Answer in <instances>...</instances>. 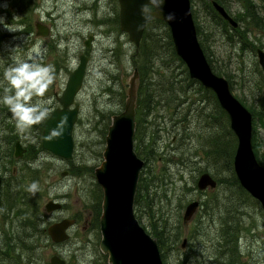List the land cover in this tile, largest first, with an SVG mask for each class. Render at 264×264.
<instances>
[{"label": "rangeland", "instance_id": "rangeland-1", "mask_svg": "<svg viewBox=\"0 0 264 264\" xmlns=\"http://www.w3.org/2000/svg\"><path fill=\"white\" fill-rule=\"evenodd\" d=\"M224 1L228 10L234 12L241 8L238 0ZM252 2L258 7V12L262 13L260 8L262 0H252ZM191 13L201 33L202 44L210 64L229 84L231 82L230 90L236 98L245 106L251 105L255 110L258 109L261 112V115L251 120V123L254 122L252 127L255 143L260 154L256 152L257 158L264 160V67H260L254 53L255 46L264 50V38L257 28L248 24L244 30L245 34L243 33L244 40L248 42L247 47L239 48L235 41L230 44L226 42V37L218 34L216 28L218 22L215 17L206 13L201 0H192ZM35 20L48 28L46 35L34 34L33 23ZM10 28L15 31H11ZM88 35H90L89 44L84 46L83 40ZM37 45L41 54L36 58L35 63L44 66L51 65L54 68V81L43 97L34 96L31 103L38 104L41 110L46 109L47 113L56 104L54 96L59 94L62 89L67 73L77 63V54L82 52L86 55L82 83L74 97V101L78 105L76 120L79 119V121H75L73 127L76 145L74 150L77 163L92 166L98 163L100 156H97L95 151L98 148L100 150L102 146L99 130L91 126L93 114L98 111L104 116L110 110L114 111L118 108L119 87H125L132 67L136 64V61H133L135 60V47L128 40L126 33L118 28L116 0H0V174L7 177L10 167L15 168L17 173L28 170L26 186L29 188L33 182L38 184L36 201L40 208L48 198H54L61 202V207L58 210L46 213L45 221L61 216H75L66 243H48L40 246L38 251L42 264L45 262L48 264L47 258L53 252L62 255L70 264H108L105 254H102L97 248L99 233L97 225L93 221L94 210H92L87 173L83 177L81 175L72 177L71 174L62 176L59 174V170L66 168L65 161H63V165L57 167L56 164L62 160L40 151L32 162L28 155L24 158L20 156L11 160L13 139L9 141L8 136L19 138L25 146L26 142L23 141V138L31 137L32 130L30 128L23 132L19 131L14 124L12 115H7L5 112L6 106L2 102V98L6 94L11 95L12 92H5V89H10V85L6 86L8 81L4 74L9 67L16 66L18 61H28L30 50ZM251 46H254L253 49ZM201 94L196 89H190L186 93L188 105H191V102L208 104L206 99L204 102H202L203 99L201 101ZM207 106L203 112L208 110V114L212 118L217 117L216 123L215 119L212 121L213 129L221 130L219 121L221 118L219 119L218 113L212 109V104ZM3 114L10 121L9 127H5L2 123ZM189 118L194 122L189 123L186 132L190 135L194 132L195 138L192 136L187 138L181 150L185 151L184 155L190 153L189 157L192 159L190 165L184 166L177 161L179 158L182 161L186 159H183L181 150L171 149L175 143V138L174 141L170 140L171 133L162 135L160 140L156 139L154 145L158 147L156 151L158 154L168 149L170 158L177 163L170 164L167 161L165 164L162 158L153 160L151 156L147 157L152 169L155 168L158 172L160 167H164L167 173L169 172V175L172 176L168 178L167 183L162 181L160 187L165 196L171 197L172 209H168V205L164 202L162 209L150 210L154 219L150 217L149 210L144 212L141 209L139 222L146 230L150 229L151 222L157 217L156 222L159 218L166 216L170 221L177 197L183 198L184 195L183 202L190 198L200 200L204 197V192L193 186V179L206 163L204 149L200 144L202 139L198 135V130H193V128L200 127L201 130H206L208 124L205 126V117L195 116L194 112L190 113ZM96 120L99 127L104 117ZM190 130L193 131L190 133ZM160 131L164 130L159 129L158 132ZM145 134L142 147L137 150L140 157H144L142 152L145 148L144 145L150 143L153 136L150 130H146ZM210 169L212 170L211 167ZM184 183L186 184L183 185ZM190 185L193 187L187 189ZM165 186L167 187L164 189ZM183 192L184 194H182ZM158 194L161 193L158 192ZM182 207L179 209L180 215ZM246 209L248 210L250 207L248 206ZM195 216L196 214L193 213L185 222H182L179 217L181 235L179 240L172 244L173 247L165 249L166 264H177V256L183 257V254H186L188 264H208L212 251L208 243L202 245L205 243L201 241L204 239L203 236H195L194 233L190 249L187 242L180 246L181 237L186 236L193 228ZM243 217L246 218V226L240 231L237 240L242 253L241 259L245 260L248 253L261 255L260 253L264 251L262 248L264 227L261 228L254 224L245 214ZM252 224L254 228H252ZM251 230H254L253 234H251ZM204 234L206 241L213 236L206 231ZM195 244H197V248L193 246Z\"/></svg>", "mask_w": 264, "mask_h": 264}, {"label": "trees", "instance_id": "trees-1", "mask_svg": "<svg viewBox=\"0 0 264 264\" xmlns=\"http://www.w3.org/2000/svg\"><path fill=\"white\" fill-rule=\"evenodd\" d=\"M220 3V0H215ZM247 13L245 18L247 23L259 28L264 36V21L263 16L251 10L249 4H253L251 0H245ZM206 13L216 18V12L212 8L209 0H201ZM192 0H190V8ZM193 17V16H192ZM194 21L195 32L199 45L206 57L212 71L219 74L217 69H214L210 64L207 52L202 44L201 35L197 24ZM246 32V31H245ZM243 30H234L228 32L227 37L234 38L239 48L247 45V40H244ZM234 42V43H235ZM253 49V46H251ZM164 58V59H163ZM134 59L136 64L133 68L137 69L136 80V98H135V129L133 135L134 149L142 147V142L145 139L146 130H150L153 134L150 143L145 144L143 149L144 164L140 170L137 190L133 200V211L139 221V212L141 209L149 210V215L154 219L153 213L150 210L162 209V204L166 202L168 209H172L171 197L165 196L160 189L162 181L168 182V178L172 177L167 173L164 167H160L157 172L151 168L148 163V156L153 160L164 159L167 161L180 164L190 165L192 159L189 154L184 155V150H181L183 159L179 158L173 161L169 156V150L158 154L157 146L154 145L156 139L168 133L176 134L179 132L180 138H185L184 134L189 128V123L194 121L187 117V111L190 106L193 108L195 116L205 117L206 122V144L203 148V154L206 160L202 170H209L216 180V186L211 190H205L204 197L199 200V207L196 210L194 226L185 236L187 246L190 249L193 243L192 236H203L202 245L209 244L211 254L209 255L208 264H261L264 261V252L261 255H251L250 258L242 260L241 251L239 248L237 236L240 231L246 226L247 216L254 224L264 227V213L260 208L259 203L251 197L237 182L232 171L231 158L235 145V137L228 127V120L225 112L219 107L213 92L203 88L195 79L187 75V71L183 62L174 53L172 43L169 37V31L166 24L158 19L151 18L148 20L142 30L139 38L138 46L135 47ZM230 81V80H229ZM231 84V82H230ZM228 82V86L230 88ZM126 85V84H125ZM6 87V86H4ZM190 89H196L202 93L201 101L212 104L214 112L218 113L220 121V129L214 130L213 123L218 118H212L208 110L203 109L205 106L202 103L188 105L186 101V93ZM119 100L118 108L114 111L110 110L102 116L101 113L95 111L91 126L99 130L100 144L105 133L106 125L110 114L117 112L123 105L125 95L124 87L118 90ZM263 96V95H262ZM239 100V99H238ZM240 101V100H239ZM241 102V101H240ZM242 103V102H241ZM243 104V103H242ZM244 105V104H243ZM245 106V105H244ZM251 113V118L254 120L256 116L261 115L260 110L254 109L251 105L246 106ZM6 109V107L4 108ZM206 109V108H205ZM8 112V108H7ZM168 114V115H167ZM104 120L101 125L97 126L96 119ZM164 117V118H163ZM95 118V119H94ZM199 120V119H198ZM79 121L76 120V122ZM254 123V122H252ZM163 129L164 131H159ZM75 136V135H74ZM8 140H12V136H8ZM251 147L256 160L264 167V160L257 158L258 146L255 143V135L253 127L251 129ZM100 146V145H99ZM257 152V153H256ZM97 156L100 155L99 148L95 151ZM260 155V154H259ZM160 156V157H159ZM187 163V164H185ZM153 167V165H152ZM212 168V170L210 169ZM92 165L79 164L75 168L69 169V174L77 176L87 173L89 177V193L94 199V217L96 222L97 212L99 208L100 189L92 178ZM72 172H71V171ZM165 172H164V171ZM200 170V171H202ZM199 171V172H200ZM26 172L17 173L16 170L8 169V176L1 179L0 186V264H42L39 258L41 245L50 244L48 236L44 231L46 215L36 201L37 191L35 194L30 192L26 186ZM184 183L183 185H185ZM167 186L164 187V189ZM193 187L190 185L187 189ZM160 192L161 194H158ZM184 194V192L182 193ZM184 199L177 197L175 200V209L171 214L170 221L168 217L159 218L156 222L152 221L149 230H146L156 240L160 258L163 264H166L165 249L173 247L172 244L179 240L181 235V222L179 221V209L184 205ZM165 206V205H164ZM250 209H246V207ZM246 210H245V209ZM251 211V212H250ZM149 217V218H150ZM162 222V223H161ZM143 226V225H142ZM254 228V225H251ZM204 231L213 234L212 238L206 241ZM254 230H251L253 234ZM210 237V236H209ZM197 248V244L193 245ZM192 246V247H193ZM248 256V255H247ZM186 254L183 257L177 256V264H188L186 262ZM46 264V262L44 263Z\"/></svg>", "mask_w": 264, "mask_h": 264}, {"label": "water", "instance_id": "water-1", "mask_svg": "<svg viewBox=\"0 0 264 264\" xmlns=\"http://www.w3.org/2000/svg\"><path fill=\"white\" fill-rule=\"evenodd\" d=\"M116 2L118 28L126 33L133 45L138 44L142 29L151 18H158L166 24L173 51L183 62L188 76L211 90L218 105L225 112L228 126L235 137L231 158L232 171L239 185L257 200L264 213V167L256 160L251 147V113L231 92L227 80L213 72L208 64L196 37L190 0H164L163 12L157 11L148 0H116ZM145 3L151 12L147 20L140 13ZM211 4L232 25L236 24L220 4L215 0H212ZM262 9L264 12V0ZM168 13H173L175 19H166ZM34 26L36 35L47 34L48 28L39 21H35ZM89 38L90 35L83 40L84 46L89 44ZM256 57L263 67L261 48H256ZM85 61L86 56L80 52L77 55V63L67 73L57 97L60 106L53 108L41 125V148L63 158L71 156L73 147L71 133L78 106L77 104L70 106V104L82 83ZM136 80L137 71L132 68L124 87L123 105L118 112L109 116L103 136L101 159L93 167L95 182L101 190L97 218L99 233L97 245L105 254L108 264H163L155 238L138 222L132 209L138 172L143 163L133 150ZM65 116L67 119L63 121L61 118ZM53 130L61 134L49 140L48 137ZM21 151L18 140H15L13 154L19 155ZM215 184V178L208 171L200 172L195 180V186L199 190L212 189ZM59 205V202L48 199L43 204V210L50 211ZM197 205L196 198L184 205L181 213L182 222L190 218ZM71 223L72 218L61 217L48 223L45 231L51 241L59 242L68 237L66 229ZM183 242L184 238L181 239V246ZM48 263L68 264L55 253L49 254Z\"/></svg>", "mask_w": 264, "mask_h": 264}, {"label": "flooded vegetation", "instance_id": "flooded-vegetation-1", "mask_svg": "<svg viewBox=\"0 0 264 264\" xmlns=\"http://www.w3.org/2000/svg\"><path fill=\"white\" fill-rule=\"evenodd\" d=\"M210 1V4H211V1L212 0H209ZM239 2H240V4H241V8L239 9V10H237V11H234L233 12V10H228L227 9V7H226V3H225V1L224 0H220V3L218 2V1H216L218 4H220L221 6H222V8L224 9V11L226 12V14H228L235 22H236V24L235 25H232L223 15H221L220 13H218L217 12V10L212 6V4H211V6H212V8L215 10V12H216V21L218 22L217 24H216V28H217V32H218V34L219 35H221V36H223V37H226L227 38V40H226V42H229L230 44L231 43H233L235 40H234V38H232V37H227V35H228V32H233L234 30H246V26L248 25V23H247V20L246 19H244L245 18V14L247 13V6L248 5H246V1L245 0H238ZM252 1V0H251ZM263 1V0H262ZM117 3V2H116ZM249 6H251V10L252 11H254V12H256V13H258L259 15H262L263 16V21H264V12H263V9H262V2H261V5H260V8H261V11H262V13H259L258 12V7L253 3H251V4H249ZM36 21V20H35ZM34 21V22H35ZM117 22H118V20H117ZM33 25H34V23H33ZM145 26V25H144ZM253 26V25H252ZM254 27V26H253ZM144 28V27H143ZM256 28V27H255ZM260 32H261V35H262V38H264V36H263V34H262V31L259 29V28H257ZM143 30V29H142ZM34 32H35V26H34ZM48 33V32H47ZM35 34V33H34ZM36 35V34H35ZM88 46V45H87ZM245 47H247V45L245 46ZM254 47V46H253ZM256 48H260V47H258V46H255L254 47V53H255V56H256ZM262 49V48H261ZM263 50V49H262ZM79 54V53H78ZM77 54V55H78ZM256 60H257V57H256ZM263 60H264V50H263ZM258 62V61H257ZM260 65V64H259ZM260 67H261V65H260ZM264 67V66H263ZM263 67H261V68H263ZM214 72V71H213ZM188 75V74H187ZM7 85L6 86H9V84H8V82L6 83ZM203 87V86H202ZM204 88V87H203ZM207 89V88H206ZM79 90V89H78ZM77 90V91H78ZM60 92H61V90H60ZM60 92H59V94H60ZM77 93V92H76ZM76 93H75V95H76ZM59 94H56L54 97H55V101H56V104L49 110V112L53 109V108H55V107H57V106H60V104H59V102H58V100H57V97L59 96ZM75 95L73 96V101H72V103L70 104V106H72V105H74V104H76V102L74 101V97H75ZM191 105H194V103H192L191 102ZM6 106V105H5ZM78 106V105H77ZM203 106H205V105H203ZM206 107V106H205ZM220 107V106H219ZM7 108H8V106H6V109H4L5 110V112L7 113V115H10L11 114V112H10V110H9V108H8V112H7ZM221 108V107H220ZM204 110V109H203ZM119 111V110H118ZM117 111V112H118ZM3 112V111H2ZM48 112V113H49ZM134 112H135V108H134ZM48 113H47V115H48ZM190 113H193V108L190 106V108L188 109V111H187V117L190 115ZM204 113V112H203ZM77 114H78V109H77ZM12 115V114H11ZM198 117H200V116H198ZM3 119V121H2V123L4 124V126L5 127H9V124H10V121L5 117V115L3 114V117H2ZM134 118H135V113H134ZM6 119V120H5ZM76 119H77V117H76ZM44 120H42L40 123H38V124H36V125H33L32 127H31V130H32V133H31V137H29V138H23V141L24 142H26V145L24 146L23 144H22V141L19 139V138H17V137H15V136H13L12 137V139H13V141H12V144H11V149H12V151H11V160H14V159H16V158H18V157H20V156H23V158L26 156V155H28L29 156V158H30V162H32L33 161V158H35L36 156H37V154H38V152L40 151V152H45V153H48V154H50L51 156H55L56 158H58L59 160H62V162H58L56 165H57V167H59V166H61V165H63V161H65V167L66 168H60V170H59V174L60 175H62V176H66L67 174H69V169H71V168H75L77 165H78V163H77V156L75 155V150H74V148H75V133H74V129H73V127H74V124H75V122H74V124H73V126H72V133H71V135H72V139H73V147H72V151H71V156L69 157V158H63V157H61V156H58V155H56V154H53V153H51V152H49V151H47V150H45V149H43V148H41V146H40V132H41V125H42V122H43ZM76 121V120H75ZM109 121V120H108ZM198 122V121H197ZM205 122V121H204ZM2 124V125H3ZM14 124H15V126H16V122H15V120H14ZM108 124V123H107ZM107 126V125H106ZM205 126H206V122H205ZM229 127V126H228ZM134 129H135V126H134ZM230 129V128H229ZM193 130H198V132H199V137L202 139V142L200 143L202 146H203V148L205 147V144H206V137H205V135H206V130H201V128L200 127H198V129H196L195 127L193 128ZM193 130H190V133L193 131ZM231 130V129H230ZM186 131H188V130H186ZM179 132H176V134L174 135V134H172L171 135V138H170V140L171 141H174V138H175V143H174V145L172 146V148L171 149H175V150H178V149H181L182 148V146L186 143V139L187 138H189L190 136H192L193 138H195V133L193 132V133H191V135L189 134V133H185L184 134V136H185V138H180L179 137V134H178ZM133 135H134V133H133ZM104 136V135H103ZM15 140H18V142H19V145L21 146V148H22V151H21V153L19 154V155H14L13 154V149H14V141ZM134 141V140H133ZM102 144V146H103V142L101 143ZM102 146H101V149H102ZM101 149H100V158H99V161H100V159H101ZM139 148H137V150H138ZM133 150H134V152H135V154L138 156V154H137V150L136 149H134V143H133ZM140 151V150H139ZM9 155H10V153H9ZM139 158H141L142 159V161H143V163H142V166L140 167V170H142V167H143V164H144V157H140V156H138ZM99 161H98V163H99ZM97 163V164H98ZM26 164H29V163H26ZM96 164H94L93 166H92V169H91V171H92V178H93V181L95 182V179H94V176H93V167L95 166ZM11 169H12V171L13 170H15V168H13V167H10ZM140 170H139V172H138V177H139V173H140ZM71 171V170H70ZM202 171H208V170H202ZM202 171H200V172H202ZM72 172V171H71ZM200 172H198L197 173V175H196V177L198 176V174L200 173ZM209 172V171H208ZM72 177H75L74 175H72ZM138 177H137V182H138ZM196 177H195V179H193L194 180V187H195V189H197L196 188V186H195V180H196ZM2 179V175L0 174V180ZM137 182H136V188H135V191H134V195H135V193H136V190H137ZM96 183V182H95ZM97 184V183H96ZM0 186H1V182H0ZM97 186L99 187V189H100V186L97 184ZM215 186H216V184H215ZM214 186V187H215ZM213 189V188H212ZM197 190H199V189H197ZM205 190H208V189H203V190H199V191H205ZM209 190H211V189H209ZM90 194V193H89ZM134 195H133V200H134ZM90 197H91V204H92V210H93V208H94V199L92 198V196L90 195ZM100 197H101V190H100ZM48 199H51V200H53V201H57V202H59V207H57V208H54V209H52V210H50V211H44L43 210V204H44V202L46 201V200H48ZM48 199H46L43 203H42V205H41V210H42V212L45 214V215H47L46 213H49V212H52V211H56V210H58L60 207H61V202L59 201V200H57V199H54V198H48ZM192 199H194V198H190V199H188V200H186V202H183L182 201V203H184V205L187 203V202H189L190 200H192ZM197 199V198H196ZM198 200V205H197V207L195 208V210H194V214H196V210H197V208L199 207V199H197ZM99 205H100V200H99ZM184 205H183V207H184ZM183 207H182V210H183ZM132 209H133V203H132ZM134 212V211H133ZM98 214H99V208H98V212H97V217H96V222H95V217L93 218V221H94V223H95V225H97V228H98V224H97V218H98ZM135 215V214H134ZM182 215V214H181ZM193 215V214H192ZM191 215V216H192ZM61 217H68V218H72V223L69 225V227L66 229V232H67V234H68V237H69V229H70V227H72L73 226V224H74V221H75V216H61ZM61 217H59V218H54V219H50V220H47L46 221V224L44 225V231H45V226L48 224V223H50V222H52V221H54V220H58V219H60ZM136 217V216H135ZM182 219V218H181ZM138 220V219H137ZM182 221V220H181ZM139 222V221H138ZM140 223V222H139ZM141 224V223H140ZM142 225V224H141ZM145 229V228H144ZM146 230V229H145ZM45 233H46V231H45ZM46 235H47V233H46ZM48 236V235H47ZM68 237L66 238V239H64V240H62V241H59V242H53V241H51L50 239H49V241L51 242V243H55V244H63V243H66L67 241H68ZM49 238V237H48ZM182 238H184V242H186V237L185 236H183V237H181V239ZM98 239H99V237H98ZM184 242H183V244H184ZM180 243H181V240H180ZM97 244H98V240H97ZM181 246V245H180ZM97 248H98V245H97ZM262 248L264 249V243H263V245H262ZM99 250V249H98ZM100 251V250H99ZM101 252V251H100ZM264 252V251H263ZM263 252H261L260 254H263ZM53 253H55V252H53ZM102 253V252H101ZM55 254H57L58 256H60V257H62L68 264H70V262H68L62 255H60L59 253H55ZM103 254V253H102ZM251 255H253L252 253H248V259L250 258V256ZM106 257V256H105ZM47 263H48V258H47ZM264 263V262H263ZM49 264V263H48Z\"/></svg>", "mask_w": 264, "mask_h": 264}, {"label": "clouds", "instance_id": "clouds-1", "mask_svg": "<svg viewBox=\"0 0 264 264\" xmlns=\"http://www.w3.org/2000/svg\"><path fill=\"white\" fill-rule=\"evenodd\" d=\"M153 4L157 11L163 12L164 0H148ZM147 2V3H148ZM147 3L143 4L140 13L147 20L151 16L150 9ZM168 20H174L175 15L168 13ZM142 27V25L140 26ZM11 31H15L11 29ZM41 54L39 46H35L30 50L28 61H18L16 66L9 67L5 72V79L10 85V89H5V92L11 91V95H4L2 102L8 106L12 118L16 122V127L19 131L30 129L33 125L40 123L47 117V110H41L38 104H32L33 97H43L48 87L54 81V68L51 65L44 66L35 63L37 57ZM66 121L67 117L61 118ZM61 133L53 130L48 139L58 136ZM28 190L35 194L38 190V184L33 182Z\"/></svg>", "mask_w": 264, "mask_h": 264}, {"label": "bare ground", "instance_id": "bare-ground-1", "mask_svg": "<svg viewBox=\"0 0 264 264\" xmlns=\"http://www.w3.org/2000/svg\"><path fill=\"white\" fill-rule=\"evenodd\" d=\"M191 9V8H190ZM61 14V13H60ZM59 14V15H60ZM191 15H192V13H191ZM192 19H193V17H192ZM201 34V33H200ZM204 34V33H203ZM209 34V33H208ZM203 37H204V35H203ZM214 37V36H213ZM214 41V40H213ZM139 42V41H138ZM199 42V41H198ZM138 46V44L137 45H134V47H137ZM201 46V45H200ZM203 51V50H202ZM85 55V54H84ZM86 56V55H85ZM205 56V55H204ZM206 58V57H205ZM86 62V61H85ZM133 68V67H132ZM57 69V68H56ZM84 70H85V68H84ZM135 70L137 71V69L135 68ZM70 71V70H69ZM83 74H84V72H83ZM126 84V83H125Z\"/></svg>", "mask_w": 264, "mask_h": 264}]
</instances>
